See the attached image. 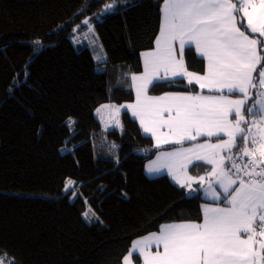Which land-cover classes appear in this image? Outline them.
I'll use <instances>...</instances> for the list:
<instances>
[{
	"label": "trees",
	"instance_id": "1",
	"mask_svg": "<svg viewBox=\"0 0 264 264\" xmlns=\"http://www.w3.org/2000/svg\"><path fill=\"white\" fill-rule=\"evenodd\" d=\"M108 2L0 0V254L15 264H122L161 225L202 221L199 189L145 174L176 146L154 147L126 110L108 130L95 117L103 104L134 101L131 77L161 24L162 0H117L101 15ZM84 19L104 49L100 62ZM185 65L204 73L194 48ZM182 81L149 95L199 91Z\"/></svg>",
	"mask_w": 264,
	"mask_h": 264
},
{
	"label": "snow or ice",
	"instance_id": "2",
	"mask_svg": "<svg viewBox=\"0 0 264 264\" xmlns=\"http://www.w3.org/2000/svg\"><path fill=\"white\" fill-rule=\"evenodd\" d=\"M116 2L106 3L101 15ZM160 14L156 47L143 53V73L131 77L137 102L125 107L156 140L157 148L207 138L167 153L165 167L191 192L197 191L193 183H207L205 191L215 203L204 205L202 222L163 224L136 240L122 264H131L133 253L143 264H264V240H256L264 238V92L255 93L253 100L249 91L264 88V0H162ZM82 23L92 31L89 19ZM193 48L207 62L203 74L185 65ZM177 77L212 94L190 95L185 88L149 95L162 83L182 84ZM69 123H74L71 118ZM253 128L259 133L253 134ZM189 165L196 174H189ZM203 165L212 167L200 175L197 169ZM160 170L148 167L149 173ZM0 264H15V258L2 253Z\"/></svg>",
	"mask_w": 264,
	"mask_h": 264
},
{
	"label": "crops",
	"instance_id": "3",
	"mask_svg": "<svg viewBox=\"0 0 264 264\" xmlns=\"http://www.w3.org/2000/svg\"><path fill=\"white\" fill-rule=\"evenodd\" d=\"M159 35V34H158ZM155 47H156V44H155V46H154V48L152 49V50H154L155 49ZM152 50H150V51H152ZM258 51H259V49H258ZM146 52H148V51H146ZM145 53V52H144ZM141 59L143 60V53L141 54ZM206 60H205V68H206ZM194 85H196L197 86V88L199 89V91L197 92V93H200V94H212V93H208V91H207V89H204V90H201L200 89V87H199V85L198 84H194ZM251 90V89H250ZM249 90V91H250ZM197 93H189V92H187L186 94H197ZM225 94H227V90H225ZM164 95V94H163ZM250 95H252V91L250 92ZM134 97H135V95H134ZM232 98H236V96H233ZM135 100H136V98H134V101L132 102V103H130V104H135ZM252 103L253 102H251V105H252ZM248 105L250 106V102H248ZM131 109H129V114H130V116L138 123V125L140 124V121L138 120L137 121V119L132 115V111H130ZM140 126V128H141V130H142V132H143V134L144 135H146V136H148V137H150L148 134H146V133H144V129L141 127V124L139 125ZM262 127H264V126H262ZM258 133H259V129H258ZM151 139H152V141H153V144H154V147H156V140L154 139V138H152V137H150ZM225 138V137H224ZM201 139H207V138H201ZM212 139V141H215L216 140V138L215 137H213V138H211ZM194 142L195 141H191V142H188V141H186L183 145H178V144H162L161 145V147H164V146H176L175 148H171V149H169V150H165V151H160V152H158L151 160H149L148 162H146V164H145V166H144V171H145V174L149 177V178H155V177H159V176H163V175H166V176H168L169 178H170V180L175 184V185H177V186H179L180 187V185L179 184H177L176 182H175V180H173V178H172V176L169 174V172H168V169H167V167H165V165H162L161 164V162L165 159V161L166 162H168V160H167V156H166V154L167 153H169V152H173V151H177V150H179V149H181L182 147H184V148H187V147H190L192 144H194ZM194 163L195 164H201L202 162H200V161H194ZM150 165H154V166H156V167H159L161 170H160V172H153V173H149L148 172V167L150 166ZM194 165H189V169H188V171H189V174L190 175H194V174H196L195 172H193L192 171V167H193ZM211 165H203L202 166V168H200V169H197V171H198V173L200 174V175H205L206 173H205V170H210L211 169ZM245 179H247L246 177H245ZM197 185H198V187H197ZM197 185H195L196 186V189H199L201 192H202V199H203V202H202V205H201V211H202V220H203V207H204V205L205 204H214L215 202L211 199V195L209 194V193H206V191H205V188L207 187V183H205V185H204V187H201L199 184H197ZM213 186L214 187H216L217 188V190L218 191H220V189H219V186L218 185H216L215 184V182L213 181ZM195 188V187H194ZM185 189H186V191H188V192H190L191 193V195H193V194H195L196 192H191L187 187H185ZM202 222V221H201ZM176 223H180V222H176ZM166 224H170V223H166ZM150 235V234H149ZM146 236H148V235H146ZM146 236H143V237H141V238H138V239H143L144 237H146ZM138 239H136V240H138ZM135 240V241H136ZM256 240L259 242V240H264V238H262V237H260V236H256ZM134 241V242H135ZM133 242V243H134ZM133 243H132V245H133ZM132 245H131V248H130V250L132 249ZM255 249H256V251L257 252H259V243H257L256 245H255ZM138 256V253H133V257H132V260H131V264H137L136 262H135V260H134V258L135 257H137ZM139 261H140V263L139 264H143V260H142V258H140L139 259Z\"/></svg>",
	"mask_w": 264,
	"mask_h": 264
},
{
	"label": "rangeland",
	"instance_id": "4",
	"mask_svg": "<svg viewBox=\"0 0 264 264\" xmlns=\"http://www.w3.org/2000/svg\"><path fill=\"white\" fill-rule=\"evenodd\" d=\"M245 23H246V21H245ZM255 35L258 36V34H255ZM86 37H87V39L93 38L94 43H90V41H89L87 43V47L90 49V51H91L94 59L97 60L98 62H100L99 60H104L105 57H106L105 54H104V52H103L104 49H103L102 45L100 44L99 40H97L96 33L93 30V28H92V31H89V30L87 31ZM260 39L264 40V38H260ZM177 48H178V44H177ZM100 52H101L102 56L104 57V59H100V57H99ZM142 64H143V70H142V72L139 73V74H134V75H137L138 76V75H141L143 73V71H144V59L142 60ZM258 71H259V66L257 68V72ZM253 75L255 77L256 76V73H254ZM176 79H183V80H185L188 83L186 77H184V78L177 77ZM132 88H133V92H134V95H135V98H136V100H135V104H136V102H137L136 87H135V83L133 81H132ZM255 89H256L255 90V93H257V92H264V88H261L259 86H258V88H255ZM252 90L253 89H251L250 92ZM191 95H193V94H191ZM254 97L256 98V96H254ZM129 104H130V102L129 103L126 102V103H123V104H115V103L108 102V103L103 104L102 106H100L98 108L99 109V112L97 111L98 109L96 110L95 117L100 122L101 126L105 130H108L111 127L116 126V125L119 124V122L121 120V114H122V112H124L125 110L127 112L129 111V109L125 107L126 105H129ZM105 105H107L108 107H103ZM116 109H119V111H117ZM130 111H132V110H130ZM135 118L137 119V121L139 120L137 117H135ZM249 120H251V117H249ZM252 131H253V134H258V128H253ZM146 134H148L150 137H152L150 133H146ZM225 139H227V137H225ZM202 141H203V139H200L199 141H195L194 143H199V142H202ZM212 142H215V141H212ZM233 153H235V151H233ZM227 154L228 153H222V155H227ZM167 163L168 162H166L165 159L161 162L162 165H165ZM195 185H197V184L193 183L192 184V188L195 187V189H196V186ZM189 194H191V193L189 192ZM259 241H262V240H259Z\"/></svg>",
	"mask_w": 264,
	"mask_h": 264
}]
</instances>
